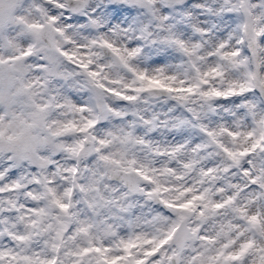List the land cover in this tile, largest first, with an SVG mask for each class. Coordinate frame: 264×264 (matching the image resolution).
Wrapping results in <instances>:
<instances>
[{"label":"snow or ice","instance_id":"1","mask_svg":"<svg viewBox=\"0 0 264 264\" xmlns=\"http://www.w3.org/2000/svg\"><path fill=\"white\" fill-rule=\"evenodd\" d=\"M0 264H264V0H0Z\"/></svg>","mask_w":264,"mask_h":264}]
</instances>
